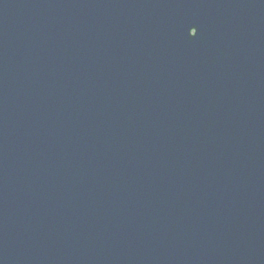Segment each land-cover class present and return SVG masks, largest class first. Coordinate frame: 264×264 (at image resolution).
<instances>
[{
    "label": "water",
    "instance_id": "1",
    "mask_svg": "<svg viewBox=\"0 0 264 264\" xmlns=\"http://www.w3.org/2000/svg\"><path fill=\"white\" fill-rule=\"evenodd\" d=\"M0 264H264V0H0Z\"/></svg>",
    "mask_w": 264,
    "mask_h": 264
},
{
    "label": "snow or ice",
    "instance_id": "2",
    "mask_svg": "<svg viewBox=\"0 0 264 264\" xmlns=\"http://www.w3.org/2000/svg\"><path fill=\"white\" fill-rule=\"evenodd\" d=\"M196 35V30L195 28L192 29V36L194 37Z\"/></svg>",
    "mask_w": 264,
    "mask_h": 264
}]
</instances>
